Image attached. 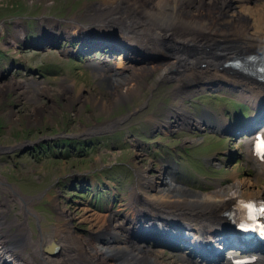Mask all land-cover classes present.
Instances as JSON below:
<instances>
[{"label": "rangeland", "instance_id": "374dc122", "mask_svg": "<svg viewBox=\"0 0 264 264\" xmlns=\"http://www.w3.org/2000/svg\"><path fill=\"white\" fill-rule=\"evenodd\" d=\"M98 1L0 0V60L6 61L5 63L12 60L23 64L22 68L12 71L5 80L0 81V179L10 183L12 187L15 186L21 195L31 199L28 207L40 215L37 227L48 231L53 239L56 237L55 227L58 226L68 230L69 242H76V239L85 237L97 242L96 235L92 237L90 234L101 231L102 223L105 222L103 216L112 213L113 209L115 212L128 201L130 193L127 191L135 182L143 188L142 191L147 190L146 192H152L153 195L154 192L158 195L160 190H167V187L172 185L191 192L207 193L214 189L216 184L226 186L236 180L255 182L253 185L242 187L241 192H244V195H247L248 190H263L264 177L258 171L256 160L248 157V142L244 138L254 127L237 130L227 128L217 135L215 129H221L226 122L221 120L222 125L219 126L215 123L216 118L213 115L204 116L202 113L206 110L215 114L224 104H229V113L225 114L227 118L239 111L256 118L257 111L245 107L250 105L249 103L239 105L231 99L225 91L226 86L197 87L199 82L192 81L196 80L195 76L203 75L202 72L194 74L193 78L189 77L191 74L182 76L180 80L190 79L192 84L184 86L180 83L176 87L178 82L174 79L182 74L183 60H177L167 76L158 73V70L143 75L142 80L146 84L137 85L138 94L116 102L110 110H102L97 101L109 100L113 95V78L119 76L131 79L134 77L133 68L138 69L147 64H124L122 57L117 55L111 58V63L102 64L103 67L97 69L91 66L89 61L90 58H100L96 50L87 56L79 53L61 55L58 50L46 47L42 51L27 50L36 45H47L42 42L46 39L38 38L40 33L34 31V21L24 17L44 12L48 17L52 15L55 18L68 19L73 14L80 15L87 3ZM263 5L264 0H228L223 7V18L231 14L246 16L250 10L264 9ZM247 17L252 19L249 15ZM16 20L29 25L23 32L25 36L18 38L19 42L15 37L13 40L6 37L7 33L12 32L11 24ZM166 45L171 51L164 52L172 57L173 53L178 51L192 56H211L213 60L224 54L220 49H211V46L198 43L180 47V42L167 40ZM19 47L25 49L20 50ZM236 50L240 52L241 49ZM231 53L234 52L231 50ZM181 54L179 52L175 56ZM169 60L150 62L148 65L164 64ZM1 70L2 64L0 73ZM108 77H112V80L107 79ZM210 78L213 79H207ZM215 78L225 81L222 77ZM227 82L235 86L234 82L237 81L228 78ZM233 86L228 87L234 88ZM175 106L181 109L176 107L181 112L178 115L184 116L182 121L172 117ZM190 116L194 124L189 120ZM204 117H213L214 125L210 127L211 122L208 124ZM220 118L221 116L218 120ZM119 119L121 122L118 127L107 126L105 131L111 133L92 132L86 134L89 137L77 135L85 129L97 130L98 127L95 126L111 124ZM201 119H204L206 125L200 122ZM59 134H69L73 137L56 138L61 142L58 141L55 145L56 140H42L46 136ZM134 139L145 146L143 151H136ZM24 140L30 143L16 145ZM64 140L68 142L67 148L64 146ZM80 172L84 173L70 175ZM82 177L89 182L85 189L70 187V183L78 185ZM140 187L137 190H140ZM151 188L156 190H148ZM2 195L8 193L0 189V197ZM113 195L115 199L111 201ZM262 196L264 197V194ZM7 202V216L15 212L20 215L21 202L17 203L13 199ZM108 208L112 209L107 212ZM26 223L33 233L32 236L37 233L39 235L40 231L35 227L36 221L31 215H27ZM122 226V231H113L115 240L125 238L126 240L121 241L146 248V245L130 239L128 226L124 223ZM15 229L8 231L13 234ZM113 232L109 229L106 233L102 231L101 238L109 239ZM66 237L69 239V236ZM50 242L51 239L42 247ZM98 243L95 244H102ZM216 245L221 247L220 244ZM229 250H235L239 257H254L250 264H264L263 249L248 248L239 244L226 250L225 260L221 264H231L226 261ZM153 251L162 264H188L185 261L188 259L180 251L158 245ZM104 253L105 256L108 255L107 259L112 260L110 263H117L118 250ZM142 255L143 253L141 257ZM144 264L149 263L145 261Z\"/></svg>", "mask_w": 264, "mask_h": 264}, {"label": "bare ground", "instance_id": "6f19581e", "mask_svg": "<svg viewBox=\"0 0 264 264\" xmlns=\"http://www.w3.org/2000/svg\"><path fill=\"white\" fill-rule=\"evenodd\" d=\"M227 1L228 0H99L97 3L95 2L89 4L87 6V11L82 16V18L93 16L95 18L97 17L96 20L100 21V16L101 18L112 17L111 20L116 23L119 22L124 26L123 30L120 31V33H122L120 36L123 38V40H126L130 43L133 42V44L136 43L138 45L150 46V49H153L154 53H160L156 48L166 46L167 40L180 42V47H189L190 44L194 45L198 43L204 46H211V49H220L224 52V54L220 55L218 59L215 57V60H213L211 56H192L191 54L186 56L189 53L185 54L182 51H178L173 53V57L171 54H169L168 57H166V60H170L164 64L161 63L162 65H141L138 69L133 68L132 71L134 77L131 79L130 77L128 79H123L116 75L118 77L113 78L112 81L115 83L113 86L115 91L111 93L113 95L109 100L106 99L103 101V99L97 101V103L100 104L102 110H110L116 102L129 99L132 95L138 94L139 89H137V85L141 84L142 86L143 75H149L152 71L158 70V73L167 76L168 72L172 70L177 60H183L184 64L181 76L174 79L175 82H178L176 87H178V84L180 83L181 85L185 86L188 82H191L189 77L192 76L193 78L194 74L202 72L203 75L195 76L196 80L199 77L207 76L205 77L206 80V78H209V76H219L225 79V83H228V78L235 79L234 77H237L238 79L240 78L239 80H243V82L240 83V90L249 92L248 94L260 90V87H258L255 82L248 80L245 77L238 76L234 70L224 67L223 64L231 56L236 54H243V57L248 59V53L255 51L264 53V9H255V11L250 10V12L246 13V16L240 14H231L228 17L226 16L224 19L223 15L225 14V11H223V7L226 6ZM104 7L107 9L105 12L102 9ZM192 8H194V10H192ZM248 15L252 19H249V17H247ZM76 17L77 16L73 14L68 17V19H63L68 21ZM48 19L50 18L44 15L39 18V20ZM46 23L48 25L51 24L49 21H46ZM39 24H41V22ZM19 29L20 30L17 33L16 28L12 30V32L10 31L11 33H8L10 35L7 38L13 40L14 37H18V35L20 36L23 33L24 28L22 29L20 27ZM236 48L241 49L240 52H238L239 50H236ZM231 50L234 53H231ZM179 52L182 54L175 56ZM203 62L205 63V66L200 68L199 66ZM222 66L223 70H221ZM187 75H190L188 77V81H183L184 79L180 80L182 76L187 77ZM169 80H173V78H169ZM145 84L146 83H143V85ZM245 102L249 103L252 106V109L257 111L255 119L257 122L261 123V120H264V109L262 111L258 110L262 107L261 103L257 102L251 97L245 98L244 100H241V102L237 103L241 105ZM224 106L229 109V104L228 106L224 104ZM176 107L179 108V106L174 107L172 117L179 118V120L182 121L184 116L178 115L181 113V109L179 108V110ZM148 118H150V116ZM204 118L209 120L208 124L211 122L210 127L214 125V123H212L214 120L213 117ZM214 121L219 126L222 125L221 120L216 119ZM119 122H121L120 119L117 120V122L113 121L111 124L105 123L104 125H97L95 126L98 127L97 130L91 131L92 129H85L82 132H86L85 134H92V132L102 133L107 129L108 125L111 127H118L117 125ZM256 125L259 127V129H255L256 127H254L253 130L249 132L244 138L248 142V157L256 160L258 171L262 177H264V153L258 152L255 147L257 139L264 137V124ZM250 126L252 125H248V129H250ZM254 183V181L245 183L236 180L226 186L216 184L214 189L207 193L198 191L191 192L177 185H172V187L169 186L167 187V190H160L158 195L153 191L156 190L155 188L148 189L154 192L155 195H153L151 194L152 192L148 193L149 191H142L141 189L143 188L138 185L139 183L135 182L130 190L128 189V192L130 193L128 201L123 203L122 206L115 210V212L113 209L111 210L112 213H108L106 216H103L105 222H101L103 227L100 229L104 228V233H106V230L108 229L112 232L116 229H120L122 231L121 228L123 227V223H126L127 226L136 225V221L133 223L126 221V216H129L130 218L128 219L131 221L136 220V217H134L132 213H137L138 210H142L144 206L151 209L149 210L150 213L156 216L165 217L164 210L160 209V206L163 205L171 207L170 210L166 211L169 214H176L179 211H182L188 215H193L195 217L193 219L195 222L192 223V225L198 226L200 224L202 225L206 223H210L212 225L218 221V212L228 208L232 203H234L235 200H238L241 197L249 198L262 196L264 194V189L251 192L248 190L246 192L247 195H244V192H241L243 186L253 185ZM139 187L140 190H137ZM135 192H140L143 200L140 202L134 201L133 198L137 199V201L139 198L137 195L133 194ZM23 199H25L24 207L28 209V197L23 196ZM132 203L134 205L138 203V205L141 206H137V210L132 211ZM22 209L20 210V215H23ZM28 213L38 220L39 215L37 212H32V209H29ZM21 217L22 219L15 217L12 218L15 220L13 225H15L16 228L13 236H18V238L22 237L19 251L22 253L23 261H18L15 264H27L28 259L30 260L29 264H113L112 262L110 263L112 260L107 259L108 255H104V251H107V253H113L116 250H118V261L116 264H144L145 261L149 264H162L158 260L156 252L153 251L154 248L152 247H137L135 245L128 244V241H121L119 239H116V241L119 240L118 242H113L112 244L102 245L98 243L100 246H97L95 244L97 242H93L86 237L78 240L76 239V242H69L70 233L68 230L58 226L55 227L56 237L54 239L51 237L48 231L43 233L41 229L38 238H33L32 232L24 219V215ZM138 217H141V214H139ZM151 221H153L151 218L146 220V222ZM221 221L222 219L220 222ZM156 222L161 224L162 227L169 228L166 220H158ZM156 222L154 225H157ZM148 224L151 225L150 223ZM217 228L218 227L214 224V230ZM187 230L192 234V236H190L191 239L194 240L198 238L197 231L190 229ZM0 232H2L0 233L1 240H5L11 235L10 231L7 230L2 231L0 229ZM66 235L69 236V239L66 237ZM200 237L202 238L201 241H210L212 235L204 234ZM214 237L215 236H213V238ZM49 239L52 240V243L57 247V249L60 248V253L54 256L50 255L49 257H45L44 254L42 255L40 252L42 246L46 244ZM218 240L222 241V239ZM241 243H244V245L248 248H255L258 244H262V242L258 240L257 237L243 240ZM159 244H164L167 247L165 243H156L158 246ZM134 246L135 248H133ZM215 246L216 248L218 247V245ZM141 253H143L142 257ZM241 253H243V251H241ZM238 257L239 256H237L235 250H229L226 261L234 264L233 259Z\"/></svg>", "mask_w": 264, "mask_h": 264}, {"label": "water", "instance_id": "95a60500", "mask_svg": "<svg viewBox=\"0 0 264 264\" xmlns=\"http://www.w3.org/2000/svg\"><path fill=\"white\" fill-rule=\"evenodd\" d=\"M89 4L90 3H87L86 5H84V9L81 11L80 15H76L77 16L76 18L70 19L68 21L61 19V18H55L52 15L49 16L50 19L48 20H39V18L42 15L47 16L44 12H39L37 15L24 17L25 19L34 21V23L32 24V25H35L34 31L40 33L39 34L40 36H38V38L44 37L46 39V41L42 40V42L43 44L47 45V46L36 45V46H33V48H27V50L32 49L35 51H42V50H45V47H46L47 49L58 50L61 55H65V54L75 55L79 53L83 56L91 55L93 51L96 50L100 58H90L89 61L93 63L92 64L90 62V65L93 67H97V69L100 67H103L102 64L111 63L109 62V61H112L111 58L114 56L116 57L117 55L122 57V59L125 61L124 62L122 60L124 64H129V65L131 64H134V65L147 64L148 65V63L150 62L153 63L159 60L160 62H162L166 60V57H168L169 54L164 51H168V52L171 51L168 48H166L167 45L164 47L156 48L157 50H159L160 53H154L153 49H150L151 48L150 46L138 45L136 43L133 44V42L130 43V42H127L126 40H123V38L120 36V34H122L120 33V31L123 30L124 26L119 22L116 23L113 20H111L112 17L101 18L100 16L99 17L100 21L96 20L97 17L95 18L93 16L82 18V16L86 13L87 6ZM102 9L104 12L107 10L105 7ZM21 20L19 21L16 20L15 23L11 24L12 30H14L15 28L17 29L19 26L22 29L24 28V31L28 29V26H29L28 23H23L21 22ZM46 21L51 22V24L48 25ZM40 22L41 24H39ZM22 35L25 36L24 33H22L20 36L18 35V37L16 36L14 39L19 42L18 38L21 37ZM8 36L9 34L7 33L6 37ZM19 49L24 50L25 48L19 47ZM253 53L255 54H253L249 58L250 60L252 59L253 60H264V55H262L264 53L262 52L259 53L256 51ZM189 55L190 54H187L186 56H189ZM229 59H230V62H228L227 64L224 63L223 64L224 67H228L232 69V67H234L236 64L241 65V61L239 59H236L232 56ZM98 61H101V62H98ZM5 62L0 60V64H2V70H1L2 73H0L1 82L5 80L6 77L9 76L12 71L16 69H20L23 66V64L14 62L12 60L9 63H5ZM203 66H205L204 62L200 65V67L203 68ZM223 66L221 67V70H223ZM237 75L238 76L241 75V77L243 76L248 77L244 74L237 73ZM205 77H199L197 78V80H193L192 82L198 81L199 85L197 87H205V88L210 87V86H218V87H221L222 85L226 86L227 90L225 91H227L229 97L235 100L236 102L244 100L245 98H249L248 97L249 92L241 91L237 87V86L240 87V83L243 82V80H239L240 78L238 79L237 77H234L235 79H232L233 81H237V82H234L236 85L234 86V88H232V87H228V86H231L232 84L230 85L228 83V86H227V83H225V81L215 80L216 78L213 76H209V77H212L213 79L206 78V80L208 81L205 80ZM107 79L112 80V77H108ZM253 80L255 81V79ZM192 82L190 83L188 82L186 86L191 85ZM202 91H204V89ZM202 113H204V116L209 114V115H213L216 118V115L211 111L205 110ZM192 119L193 118L190 116L189 120L191 121V123H193ZM249 120L254 121L255 118L250 117ZM200 122L205 124L204 119H201ZM195 128L200 130L199 127H195ZM111 130L114 131V129L112 128ZM115 130H118V129H115ZM85 133L86 132H82V133H78L77 135H79V137L80 136L89 137ZM106 133H111V131H108V132L105 131L100 134H106ZM65 136L67 138L73 137V135L61 134V135H54V136H49V137L46 136L42 140L52 141V140H55V138H60V137H65ZM38 141H41V140H38ZM22 143H30V141L24 140V141L17 143L16 145H21ZM133 145L135 146L136 151H139V150L141 151L142 149H145V146L140 145L138 142H136L135 139H134ZM82 173L84 172L74 173L71 175H77V174L81 175ZM85 175H87V173H85ZM80 180L81 181L79 183H82L83 181L84 183L82 184L85 188L87 185H89V182L85 179V177H82ZM0 184H1L0 189H2V191L5 190L8 193V195H2L0 197V229L2 231H5V230L8 231L10 228H15V225H13V222L15 220L12 218L16 216V212L13 213L12 216H7V211L9 210V205L7 204L8 203L7 201H11L13 199L17 203L21 202V206L23 205L25 206V203H24L25 199H23L22 198L23 195H21V193L18 190H16V188H14L15 186L12 187L13 185L4 181V179H0ZM133 194L139 197L138 201L137 199L133 198L134 201L140 202L141 200H143V197H141L142 195L140 192H135ZM13 196L17 198H13ZM20 199H22V201H20ZM114 199H115V196L113 195L111 201H113ZM27 201L29 203L31 202V199L28 198ZM110 205L112 206L111 203ZM137 206H141V205H138V203L134 205L132 203L131 210L132 211L137 210ZM110 209L112 208H108L107 212ZM160 209L164 210L165 217L156 216L150 213L149 210L151 209L145 206L143 207L142 210L141 209L138 210L137 213H132L134 217H136L135 218L136 220L131 221L130 219H128L130 217L126 216V221H129L130 223H133L136 221V225L134 226L129 225L127 227V231H129L127 232L129 235V238L142 244L143 246L146 245V247L149 246V247L156 248V243H159V242L165 243L167 247L164 244H159L158 247H163L169 250L180 251L188 259V261L185 259V261L188 264H191V263L193 264H220L221 263V261L224 259V252L227 250L229 245H227L223 241L222 242L220 241L221 247L218 246L216 248L215 246L216 244L210 241H201L202 239L200 237L201 235L209 234L213 230V226L210 223L206 225V228H204V226L192 225L191 223H189V225L186 223H177L175 221V219L178 217L177 213L169 214L168 212H166L171 209L170 206L163 205V206H160ZM139 214H141V217H138ZM178 214L181 217H185L184 215H181V213L179 212ZM149 218L153 219V221L146 222V220ZM158 220H166V223L168 224L169 228L162 227L161 224L156 222ZM155 222L158 226L154 225ZM148 223H150L151 225H149ZM36 226H37V222H36ZM192 226H195V227H192ZM149 229H152V230L148 232ZM187 229L197 231L198 238L192 241L190 237L192 236V234L188 232ZM159 230L171 232V233L174 232L176 235L180 237H186L185 239L189 243L177 240L176 238L172 236L161 235L160 233H156ZM102 231L104 230L101 229V231H98V232L96 231L90 235H92V237L93 235H96L97 242L102 243V244H105V243L109 244L112 242L114 243L118 242L119 240H126L125 238H119V240L116 241L115 240L116 235L114 234L115 232H113L114 235L111 234L112 237L109 236V239L108 238L103 239L101 238ZM228 239H231V237H228ZM21 240H22V237H19V238L18 236L14 237L13 234H11L5 240L0 239V264H15L18 261H23L22 253L19 251ZM177 243H181L182 245H185V246L189 245L190 247H182ZM241 244L244 245V243H241ZM258 245H262V244H258ZM56 249L57 247L51 242L45 245L44 247H42L40 253H42V255L44 254V255L54 256L60 253L59 252L60 248L57 250ZM29 263H30V260L28 259L27 264Z\"/></svg>", "mask_w": 264, "mask_h": 264}, {"label": "flooded vegetation", "instance_id": "af4514ba", "mask_svg": "<svg viewBox=\"0 0 264 264\" xmlns=\"http://www.w3.org/2000/svg\"><path fill=\"white\" fill-rule=\"evenodd\" d=\"M22 208H23V209H22ZM22 208H21V209L23 210V215H24V217H25L24 219H25V221L27 222V215L29 214V213H28V210H29V209H32V208H28V209H26V207H24V205L22 206ZM32 210H33V209H32ZM35 212H36V211H35ZM23 215H22V216H23ZM29 215H30V214H29ZM38 215H39V214H38ZM11 216H12V215H11ZM31 216H32V215H31ZM17 217L19 218L20 215L18 214V215L15 216V218H17ZM32 217H33V216H32ZM20 218H22V217H20ZM33 218H34V217H33ZM34 219H35V218H34ZM39 219H40V215H39L38 220L35 219V221L37 222V221H39ZM13 224H14V222H13ZM26 224H27V223H26ZM36 228L38 229V232H39V231H40V228H38L37 226H36ZM50 228H51V227H49V229H50ZM41 230H42V229H41ZM42 232L45 233L46 230H42ZM32 234H33V233H32ZM33 236H34V238H36V237L38 236V233H37L36 235H33Z\"/></svg>", "mask_w": 264, "mask_h": 264}, {"label": "clouds", "instance_id": "9594fccd", "mask_svg": "<svg viewBox=\"0 0 264 264\" xmlns=\"http://www.w3.org/2000/svg\"><path fill=\"white\" fill-rule=\"evenodd\" d=\"M119 129V128H118ZM59 135H61V134H59ZM66 137V136H65ZM65 137H60V138H65ZM55 140H56V138H55ZM58 141H60L61 142V140L60 139H58V140H56L55 142H54V145L55 144H58ZM65 142H66V140H64ZM68 142H66V144H67ZM142 149V148H141ZM144 149H142L141 151H143ZM140 151V150H139ZM137 152H135V154H136ZM71 175V174H70ZM70 185V187L71 188H75V189H77V190H80V189H85V187L83 186V184H80L79 182H78V185H76V184H72V183H70L69 184Z\"/></svg>", "mask_w": 264, "mask_h": 264}, {"label": "trees", "instance_id": "16d2710c", "mask_svg": "<svg viewBox=\"0 0 264 264\" xmlns=\"http://www.w3.org/2000/svg\"><path fill=\"white\" fill-rule=\"evenodd\" d=\"M64 146L67 148L68 146H67V144L64 142Z\"/></svg>", "mask_w": 264, "mask_h": 264}]
</instances>
